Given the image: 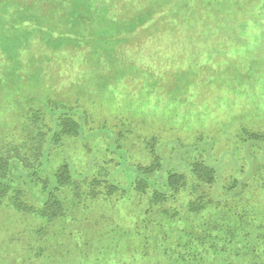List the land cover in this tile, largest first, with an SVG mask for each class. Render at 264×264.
<instances>
[{
	"label": "rangeland",
	"instance_id": "374dc122",
	"mask_svg": "<svg viewBox=\"0 0 264 264\" xmlns=\"http://www.w3.org/2000/svg\"><path fill=\"white\" fill-rule=\"evenodd\" d=\"M147 1L114 0L110 16L144 12ZM154 1L159 14L148 27L110 51L81 46L54 54L38 35L28 59L16 51L9 62L0 48V144L19 162L12 186L37 205L40 180L59 166L67 164L76 181L75 191L60 193L66 214L58 221L0 208V264H253L224 229L220 248H208L205 236V243H192L190 256L170 260L161 251L152 254L147 237L158 241L165 223L186 225L189 233L206 228V220L227 228L255 221L252 216V227L264 233V0ZM64 111L80 123L81 135L53 144L56 117ZM244 130L259 140L244 137ZM155 158L159 169L147 175L151 186L139 195L138 170ZM195 160L214 167V186L195 180ZM168 171L186 177L176 192L164 186ZM111 185L117 189L108 196ZM154 189L173 196L152 204ZM206 195L212 199L207 214L206 208L182 212L180 222L164 214Z\"/></svg>",
	"mask_w": 264,
	"mask_h": 264
},
{
	"label": "trees",
	"instance_id": "16d2710c",
	"mask_svg": "<svg viewBox=\"0 0 264 264\" xmlns=\"http://www.w3.org/2000/svg\"><path fill=\"white\" fill-rule=\"evenodd\" d=\"M95 3L96 0H0V48L7 50L5 54L8 56L9 62H11V53L13 55L16 51H18L17 58H19V54L23 53V60L28 59L29 55L26 51H28L31 41L38 35L39 41H41L40 44L44 48L47 47L46 49L54 54L61 53L60 51L68 53L73 50L78 52L82 48L81 46H87L93 50L99 48L110 51L112 47L118 48L122 43H125L126 36L135 34L137 30L142 29L144 26L148 27V23L153 20L155 15L159 14V1L154 0L147 1V9L144 12L130 13L121 20L110 16L111 8L115 6L114 0H101L102 4L98 8H96ZM127 6L131 8V3H128ZM53 36L57 37L54 38ZM9 67L11 66L9 65ZM13 68V74H18L20 68L18 66L14 67V65ZM12 71H9L7 75L11 74ZM2 78L5 77L2 76ZM53 113L58 112L53 111ZM54 130L51 135L53 144H57L63 138H77L81 135L80 123L67 111L60 112L57 115ZM244 131H242L244 137L248 136L249 140L252 138V140H259L260 135L258 133ZM244 137L242 140H245ZM150 152L152 154L156 153L153 150ZM18 165V160L8 158L7 153L0 144V208L10 206L17 214L35 216L45 221V223L58 221L65 216V202L60 197V193L69 189L75 191L76 185L69 166L63 164L49 178L45 176V180H40L42 197L39 204L36 205L24 200L21 189L12 186L11 178ZM159 166L157 158H155L154 163L152 162L150 165L141 167L138 170L139 175L135 182L137 194L143 195L144 192H147L148 187L151 186L147 175L157 171ZM191 172L195 180L202 185L206 187L215 185L216 171L214 167L207 165L204 161L195 160L191 164ZM32 175L38 179V173L33 172ZM47 180H52L53 184L50 185ZM185 180L184 174L168 171L164 186L169 192H176L185 185ZM237 184L238 181L234 180L226 191H232ZM116 189V186L111 185L107 195L110 196ZM93 192L94 190H90L88 194L94 195ZM171 196H173V193L154 189L150 193V203L155 205L164 204ZM197 199L194 202H189L183 210H175L172 214L165 212L164 214L170 217L169 221L174 222L181 221L182 212L185 215L197 214L206 208L207 214L212 199L208 195H206V199L201 196ZM213 211L218 212L220 209H214ZM219 217L221 221L228 219L226 215H220ZM172 218H175V220ZM250 219L256 221L254 216ZM238 221L229 222L231 227L223 228L221 225H217V221L206 220V223H202L206 225V228H200L199 230L191 228L189 233L186 225L175 227V224L165 223L168 227L166 230L160 231L158 241L150 237H147V239L152 240L151 244L154 241L152 248L155 251L152 254L161 251L163 255L168 254L167 259L170 260L171 258L175 259L176 254L180 253L184 257L190 256L192 253L191 248L194 245L205 243V240H203L205 236L206 241H209L208 248H220L217 242H219L220 232L224 229L228 238L231 240L237 239V243H242L240 250L249 252L243 253V255H251L253 264H264V244L259 242L264 237V233H259L260 228L252 227L255 221L249 219ZM259 223L264 226V218ZM251 229L255 233H252ZM42 232L41 228L36 232V235L40 236ZM182 247L185 248L181 249ZM210 252L209 249H206V254Z\"/></svg>",
	"mask_w": 264,
	"mask_h": 264
}]
</instances>
